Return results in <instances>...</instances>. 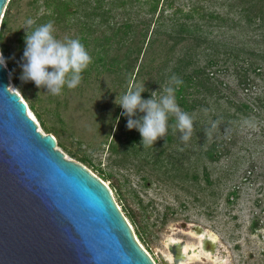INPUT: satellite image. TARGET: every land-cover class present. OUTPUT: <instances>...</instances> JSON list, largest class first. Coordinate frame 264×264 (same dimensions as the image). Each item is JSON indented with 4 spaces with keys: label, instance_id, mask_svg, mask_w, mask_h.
Listing matches in <instances>:
<instances>
[{
    "label": "rangeland",
    "instance_id": "rangeland-1",
    "mask_svg": "<svg viewBox=\"0 0 264 264\" xmlns=\"http://www.w3.org/2000/svg\"><path fill=\"white\" fill-rule=\"evenodd\" d=\"M144 1L140 0V5H135L131 11L114 8L110 12V25L117 24L115 28H118V24L126 21L131 27L125 30L112 29L107 25L93 26L87 34L79 23H65L63 20L68 17L60 16V20H56L55 15L49 20L54 24L57 39L79 38L92 57V63L82 74L80 85L75 89L65 86L61 95L53 96L47 94L46 88L21 81L20 64L25 42H19V38L26 35L24 28L27 20L35 21L44 13L51 15L54 7L46 9L44 0H9L0 18V33L2 23L7 21L3 46L11 63V67L6 66L9 87H13L27 104L38 130L44 134L51 132L57 141L56 148L67 159L82 164L108 186L136 241L155 264H162V261L171 264L167 258L174 260L173 240L199 248L198 236L190 232L189 224L215 236L217 247L210 255L213 260L223 258L224 264H264L262 111L260 116L251 114L248 120L234 123L228 129H210V140L233 144L229 147L228 156L218 162L206 163L209 181L204 179L201 167L194 169L197 146L192 137L188 142H182L180 134L170 127L167 134L171 135L170 141L158 139L153 147L145 149L137 130L133 129L132 138H127V122H120L118 117L113 120L117 110H122L115 101L118 103L129 89L144 88L142 98H151L148 85L155 76L152 68L163 61L166 51L173 44L166 33L167 26L173 22L203 23L207 17L201 19V13H214L232 19L236 22L234 26L217 27L207 39L223 40L240 50L263 51L264 36L261 35L264 30L248 24L246 18L239 14L240 0H172L170 8L164 3L161 12L159 7L153 17L147 13L148 5ZM103 8H109V5L103 4ZM178 8L182 12H177ZM192 8H197L198 13L191 12L193 16L186 19L183 15ZM216 23L212 20L213 25ZM147 25L149 28L144 38ZM154 29L157 32L151 34ZM209 30L208 27L203 28L206 33ZM151 39L154 42L149 49ZM188 43L192 42L188 40L176 45L175 55L184 51L183 47L185 49ZM141 47L142 53H145L135 64L136 67L143 64L144 70L136 80L123 66L137 56L135 50ZM127 50L133 53L129 60H123ZM240 56L255 60L249 59L247 54ZM226 66L219 65L212 70H220L216 79L222 82L219 88L227 98L246 102L256 96H264V80L254 73H247L254 85L250 91L243 90V86L239 85L238 75L243 74L241 66L246 67V63H240L235 68L229 61ZM153 94L158 97L160 91ZM30 104L41 120L35 116ZM82 159L87 161L82 162ZM233 190L236 191L234 196L230 194ZM182 224L187 227L183 228ZM197 250L205 258V252L200 248ZM206 259L186 264L214 263Z\"/></svg>",
    "mask_w": 264,
    "mask_h": 264
},
{
    "label": "water",
    "instance_id": "water-1",
    "mask_svg": "<svg viewBox=\"0 0 264 264\" xmlns=\"http://www.w3.org/2000/svg\"><path fill=\"white\" fill-rule=\"evenodd\" d=\"M56 145L0 65V264H155L108 186ZM183 245L174 244L173 264Z\"/></svg>",
    "mask_w": 264,
    "mask_h": 264
},
{
    "label": "trees",
    "instance_id": "trees-1",
    "mask_svg": "<svg viewBox=\"0 0 264 264\" xmlns=\"http://www.w3.org/2000/svg\"><path fill=\"white\" fill-rule=\"evenodd\" d=\"M139 2L140 0H44L43 6L46 9H50V7L54 8L51 11V15L48 13L40 15L34 21V26L50 22L49 20L57 15L56 20H60L61 17H68L63 20L65 23H79L87 30V34L93 26L99 27L107 25L108 27L112 26V29L118 30L119 28V30H125L131 27L130 24L123 21L121 24H118V28H115L117 24L110 25L109 23V14L114 8L131 11V9H133L132 7L140 5ZM164 3L167 5V8L172 6V0L144 1V4L148 5L147 13L152 15V17L154 14H157L159 7V12H161V7ZM103 4L109 5V8H103ZM239 7V14L246 18L248 24H254L258 29L264 30V0H240ZM176 11L182 12L179 8ZM191 12L198 13V9L192 8L183 16L186 19L191 18L193 16ZM199 16L201 19H204V16H206L207 20L203 23L195 21H176L167 26L166 33H168V38L173 40V44L169 50L166 51V56L163 61L159 63L157 67L152 68V70L155 71V76L151 79L148 88H150L149 95H151L153 91L158 93L161 86L165 87L172 75H176L182 79L183 84L177 87L175 91L176 102L183 111L189 113L195 120V132L192 135L194 144L197 146V151L194 153V169L201 167V173L204 179L209 181L206 163L218 162L223 157L228 156L230 154L229 147L233 144L227 141L223 142L222 140H210V129L216 128L225 130L233 126L234 123L238 124L241 120H248L251 114L260 116V111L264 114V96H256L251 101L246 102H235L230 100L222 92V89L219 88L222 82L216 79V73L220 70H212V68L218 67L219 65L226 66L229 61H231L235 68L240 63H246V67L241 66L243 74L238 75V83L243 86V90L250 91L251 86L254 85L252 80L248 78L247 73H254L264 80V50H243V48L240 50V48L231 46V44L226 41L214 38L207 39L209 34L211 35L214 33L215 28H230V26H234L236 22L214 13H201ZM152 17L150 21H152ZM212 20H215L217 23L213 25ZM6 23V20L2 23L0 48L7 65L11 67L9 58L6 56L7 52L3 46V32ZM204 27H208L211 30L206 33L203 31ZM148 28L149 25H147L146 32L143 36L144 38L147 35ZM154 32H157V30H152L151 34ZM263 36L264 34L261 35V37ZM24 37L25 34L20 35L19 42H23ZM188 40L192 43H188L185 49L183 47L184 51L175 55L174 47ZM149 41L150 40H148V42ZM153 42L154 40L151 39L149 49ZM132 53L133 51L127 50L123 60H129L130 54ZM135 53H137V56L125 63L123 67L127 71H130V75L133 74L134 78L137 80L138 77L143 75L144 65L142 64L136 67L135 63L140 60V56L144 54L145 51L142 53L141 47L135 50ZM241 54H247L249 59L252 58V60L254 58V62L240 56ZM131 62L134 63L132 64ZM134 70H136V72L133 73ZM146 73L149 74L150 72ZM16 86L19 87L17 84ZM30 108L34 110L32 104H30ZM122 111L123 110L120 111L118 109L113 120L118 117L120 122H127V118L121 115ZM34 113L35 116L41 120L35 110ZM209 119L211 120L210 124ZM170 122L173 124L175 122L174 118L170 120ZM213 125H215V127H213ZM132 131L133 129L129 130V133L126 134L127 138H132ZM206 131L208 132L207 135L205 134ZM46 133L51 134L49 131H46ZM164 140L170 141L171 135H167ZM86 161L87 160L82 159V162ZM194 178H197V176H194ZM230 194L234 196L236 191L233 190Z\"/></svg>",
    "mask_w": 264,
    "mask_h": 264
},
{
    "label": "clouds",
    "instance_id": "clouds-1",
    "mask_svg": "<svg viewBox=\"0 0 264 264\" xmlns=\"http://www.w3.org/2000/svg\"><path fill=\"white\" fill-rule=\"evenodd\" d=\"M24 29L21 81L33 82L37 88H46L47 94L53 96L61 95L65 86L68 89L77 88L83 72L92 63V57L80 39H57L53 22L34 26V21L29 19ZM0 65L7 66L2 52ZM182 84V79L172 75L167 85L160 89L158 97L153 92L151 98L143 99L141 94L144 88H131L118 103L115 101L123 110L121 115L127 118L126 127L140 133L143 148H151L158 139H165L170 127L180 134L182 142L191 139L194 119L181 109L175 97L176 88ZM173 118L175 123L170 124Z\"/></svg>",
    "mask_w": 264,
    "mask_h": 264
},
{
    "label": "bare ground",
    "instance_id": "bare-ground-1",
    "mask_svg": "<svg viewBox=\"0 0 264 264\" xmlns=\"http://www.w3.org/2000/svg\"><path fill=\"white\" fill-rule=\"evenodd\" d=\"M10 89L12 91H16L13 87L10 86ZM22 99V98H21ZM23 100V99H22ZM24 101V100H23ZM27 113L28 115L34 119V117L32 116L31 112L29 111L28 107H27ZM35 120V119H34ZM106 185V184H105ZM189 229L191 230V227L194 226L192 224H189ZM192 234L198 236V242H199V248L202 249L205 253H203V256L205 258H207L206 260L209 261V260H213V256H210L214 253L213 250H215L213 248V245H211L210 243H207V241L209 242H212V243H216V238L215 236H213L212 234H210L208 231H206L205 229L202 228L201 232H196L195 230H191L190 231ZM199 233V234H197ZM138 242V241H137ZM174 243H178V242H175L173 240ZM173 242H170V243H173ZM139 243V242H138ZM217 244V243H216ZM199 248H195L193 246H189V245H183L181 247V251L184 255V257L180 258V260L178 261V264H186V263H189V262H192L193 260H199V259H204L205 258H202V256L199 254L198 250ZM205 254V255H204ZM210 258V259H209ZM168 262L173 264V259L172 257H168ZM212 262H214L213 264H224V260L223 258H215Z\"/></svg>",
    "mask_w": 264,
    "mask_h": 264
}]
</instances>
